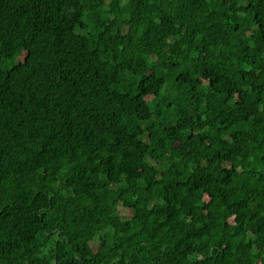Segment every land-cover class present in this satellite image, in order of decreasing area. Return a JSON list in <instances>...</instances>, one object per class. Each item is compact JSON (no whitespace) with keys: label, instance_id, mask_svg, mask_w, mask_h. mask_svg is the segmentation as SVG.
Returning <instances> with one entry per match:
<instances>
[{"label":"trees","instance_id":"trees-1","mask_svg":"<svg viewBox=\"0 0 264 264\" xmlns=\"http://www.w3.org/2000/svg\"><path fill=\"white\" fill-rule=\"evenodd\" d=\"M0 264H264V0H0Z\"/></svg>","mask_w":264,"mask_h":264}]
</instances>
